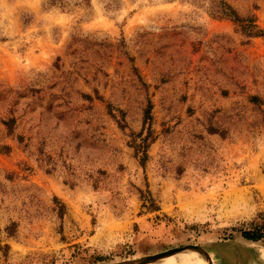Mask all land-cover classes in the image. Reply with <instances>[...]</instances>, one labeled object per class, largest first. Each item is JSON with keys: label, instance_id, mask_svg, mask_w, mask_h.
I'll return each mask as SVG.
<instances>
[{"label": "rangeland", "instance_id": "1", "mask_svg": "<svg viewBox=\"0 0 264 264\" xmlns=\"http://www.w3.org/2000/svg\"><path fill=\"white\" fill-rule=\"evenodd\" d=\"M221 1L0 0V264H264L214 245L264 211V40Z\"/></svg>", "mask_w": 264, "mask_h": 264}, {"label": "trees", "instance_id": "2", "mask_svg": "<svg viewBox=\"0 0 264 264\" xmlns=\"http://www.w3.org/2000/svg\"><path fill=\"white\" fill-rule=\"evenodd\" d=\"M217 11L233 20L240 27L243 34L246 36H261L264 40V27H260L256 24L254 15H251L247 18L239 16L236 10L225 0H222L220 6H218ZM151 119L150 114V104L147 105L144 111V124L149 122ZM13 122V118L8 119L5 123L7 127H10ZM144 125L139 132L132 133V146L134 148L135 154L138 157V160L142 166L148 157V146L152 141L151 130L149 125H147L144 132ZM61 205L59 204L60 213ZM240 235L245 239L257 241L260 240L264 244V211L257 213L256 217L253 218L247 228H242L240 230Z\"/></svg>", "mask_w": 264, "mask_h": 264}, {"label": "water", "instance_id": "3", "mask_svg": "<svg viewBox=\"0 0 264 264\" xmlns=\"http://www.w3.org/2000/svg\"><path fill=\"white\" fill-rule=\"evenodd\" d=\"M217 250L223 254L226 258H228L230 261H235V253L233 251V246L237 248V250L240 252L241 257L245 258V250L238 244L236 240H219L214 243ZM198 247L196 244H185L182 246H176L172 248H168L166 250L153 253V254H147L143 255L140 258H137L135 260H129L126 262H114L110 264H143L161 257H166L172 254H175L185 248H195Z\"/></svg>", "mask_w": 264, "mask_h": 264}, {"label": "bare ground", "instance_id": "4", "mask_svg": "<svg viewBox=\"0 0 264 264\" xmlns=\"http://www.w3.org/2000/svg\"><path fill=\"white\" fill-rule=\"evenodd\" d=\"M238 244L240 246H242V248L245 250V253L248 254L250 257H256L258 256L259 258H261L262 260H264V247H257L255 246L254 244H256L257 242H254V241H251V240H244V239H241V240H238L237 241ZM182 251V250H181ZM181 251L175 253V254H172L169 255V257L166 256V258L164 257V259H167V258H171V257H175L173 255H178V256H185V255H192L193 254V257L191 259L188 260L187 264H203L205 262V259L200 256L197 252L193 251V252H190V253H182ZM186 258V257H185ZM163 260V258H158V259H155V260ZM176 259V258H175ZM154 261V260H152ZM186 260L183 261V259H177V260H172V261H163L164 264H180V263H183L185 262ZM150 262V261H149Z\"/></svg>", "mask_w": 264, "mask_h": 264}]
</instances>
